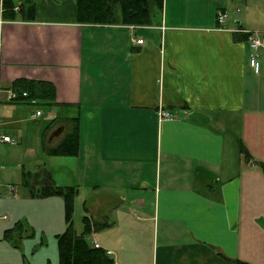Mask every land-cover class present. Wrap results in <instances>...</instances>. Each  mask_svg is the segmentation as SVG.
Listing matches in <instances>:
<instances>
[{
	"label": "crops",
	"instance_id": "1",
	"mask_svg": "<svg viewBox=\"0 0 264 264\" xmlns=\"http://www.w3.org/2000/svg\"><path fill=\"white\" fill-rule=\"evenodd\" d=\"M11 11L0 0V264H59L48 180L77 188L74 231L110 264H264V0H162L149 25L79 22L75 0ZM73 126L76 153L49 152Z\"/></svg>",
	"mask_w": 264,
	"mask_h": 264
},
{
	"label": "trees",
	"instance_id": "2",
	"mask_svg": "<svg viewBox=\"0 0 264 264\" xmlns=\"http://www.w3.org/2000/svg\"><path fill=\"white\" fill-rule=\"evenodd\" d=\"M77 19L82 23L149 25L162 8V0H75ZM6 17H14V0H2ZM44 97L53 98L52 86L43 90ZM77 129L73 126L66 137L49 152L54 154H74L77 151ZM244 147V146H243ZM245 149V154L247 149ZM240 151V149H239ZM243 148H241V152ZM247 155V154H246ZM61 195L65 207V230L57 236L59 264H110L104 251L90 246L84 233L77 235L73 228L74 199L77 188L73 186H53L49 180L44 182L38 196ZM84 232V231H83ZM240 264H246L241 262Z\"/></svg>",
	"mask_w": 264,
	"mask_h": 264
},
{
	"label": "built area",
	"instance_id": "3",
	"mask_svg": "<svg viewBox=\"0 0 264 264\" xmlns=\"http://www.w3.org/2000/svg\"><path fill=\"white\" fill-rule=\"evenodd\" d=\"M227 12L222 9V8H219L217 9V13H216V18H217V22L218 24H222L226 19H227ZM137 43H141L142 42V39L141 38H137V39H134ZM261 46V39L259 38V36L257 35V33L255 31L253 32H249V56L252 60H256L257 57H258V49L259 47ZM21 96H26L27 95V92L23 91L20 93ZM19 94L18 93H14V92H11L10 95L8 96L9 99L11 100H14V99H19L20 97H18ZM36 114H40V111L37 110L36 111ZM158 116H159V120H163V119H171L173 118V114L167 110V109H164V108H161L159 111H158ZM0 140H4V141H12V139L10 138L9 135H3V136H0ZM9 186V188L11 190H14L15 187L13 185H7ZM93 246L94 247H99V243L97 242H93ZM105 253H110L109 250H105Z\"/></svg>",
	"mask_w": 264,
	"mask_h": 264
},
{
	"label": "rangeland",
	"instance_id": "4",
	"mask_svg": "<svg viewBox=\"0 0 264 264\" xmlns=\"http://www.w3.org/2000/svg\"><path fill=\"white\" fill-rule=\"evenodd\" d=\"M234 18H236V16H234L233 19H234ZM33 107H34V109L36 108V109H39L40 111H43L42 116L39 117V118H43V117H46V116H48V115H51V114H47L48 111H49V110H48L49 105H47V104H45V103H43V102H41V103H37V104L34 103V104H33ZM241 118H242V115H241ZM254 121H255V122H264V113L261 112V116H260V115L257 116V117L254 119ZM242 140L244 141L243 143H246V138H243ZM243 143L240 142V141L238 140V146H239L240 152H241V148H243V151L241 152V153H242V160H247V156H246L247 152H246V154H245V149H244L245 145H244ZM243 146H244V147H243ZM263 146H264V144H263ZM256 147H257V148H260L261 145H260V144H257ZM245 148H246V147H245ZM254 155H255L256 157H261L262 159H264V151H257ZM27 158H28V156H27V154L25 153V156H24L23 161L26 162L27 165H28V162H27L28 160H27ZM7 176H8L12 181H15L16 178H17V172H16V174H15V173H14V174L9 173ZM1 185H4V184H1ZM8 192H9V191H8ZM10 194H11L10 192L7 193L6 188H5V190H4V188L0 189V195H1V196H11ZM61 197H62V196H61ZM63 202H64V200H63ZM73 210H74V209H73ZM64 211H65V209H64ZM72 218L74 219V215H72ZM44 239L46 240L45 237H44ZM44 239H43V240H44ZM30 242L33 243L32 247H33L34 249H36V248L39 249V246H38L37 241L34 242L33 240H30ZM34 251H35V250H34ZM35 254H36V253H35Z\"/></svg>",
	"mask_w": 264,
	"mask_h": 264
},
{
	"label": "water",
	"instance_id": "5",
	"mask_svg": "<svg viewBox=\"0 0 264 264\" xmlns=\"http://www.w3.org/2000/svg\"><path fill=\"white\" fill-rule=\"evenodd\" d=\"M59 130H60V129L56 130L55 133H58Z\"/></svg>",
	"mask_w": 264,
	"mask_h": 264
}]
</instances>
